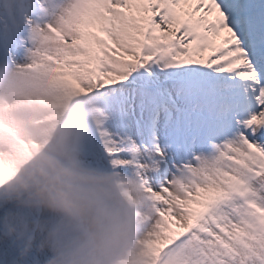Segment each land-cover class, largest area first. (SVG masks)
I'll return each mask as SVG.
<instances>
[{
    "label": "snow or ice",
    "instance_id": "6c2138e0",
    "mask_svg": "<svg viewBox=\"0 0 264 264\" xmlns=\"http://www.w3.org/2000/svg\"><path fill=\"white\" fill-rule=\"evenodd\" d=\"M50 4L51 70L90 97L87 152L144 186L148 264H264V0ZM15 38L0 28V52Z\"/></svg>",
    "mask_w": 264,
    "mask_h": 264
},
{
    "label": "rangeland",
    "instance_id": "374dc122",
    "mask_svg": "<svg viewBox=\"0 0 264 264\" xmlns=\"http://www.w3.org/2000/svg\"><path fill=\"white\" fill-rule=\"evenodd\" d=\"M8 2L0 0V28L5 31L6 27L14 28L11 24L17 21L12 18L14 13L17 17L21 15L19 7L12 8ZM51 8L47 0L39 12L30 11L19 18L31 28V33L17 34L18 45L11 42L0 52V206L22 196V185L29 174L35 176L49 166L56 167L70 176L73 190L89 197L97 193L113 213L133 209L139 228L129 236L126 233L121 236L125 245L109 264H148L143 241L152 225L144 186L132 172L117 171L116 164L100 162L87 152L85 145L91 124L89 96L83 90L66 86L51 70L47 58L53 47L48 25H56L63 11L53 12ZM30 14L32 21L28 18ZM81 101L83 106L79 104ZM90 163L93 166L89 169H96L92 173L79 174L75 169V165ZM74 200L80 201L81 197L74 193ZM48 212L44 209L40 226L43 230L47 229ZM68 216L72 218L71 214ZM19 217L20 222H16L6 212L0 218V247L19 251L30 241L27 234L31 226L22 215ZM72 233L77 231L66 235ZM37 246L36 242L33 252H37Z\"/></svg>",
    "mask_w": 264,
    "mask_h": 264
},
{
    "label": "clouds",
    "instance_id": "9594fccd",
    "mask_svg": "<svg viewBox=\"0 0 264 264\" xmlns=\"http://www.w3.org/2000/svg\"><path fill=\"white\" fill-rule=\"evenodd\" d=\"M20 195L23 197L19 201L21 204L54 212H67L74 203L70 176L52 166L35 176L29 174ZM11 235L12 233H6V236ZM29 247L31 241L25 244L24 251ZM39 247H48L53 251L47 264H109L108 249L94 224H89L88 232L63 237L43 235Z\"/></svg>",
    "mask_w": 264,
    "mask_h": 264
},
{
    "label": "trees",
    "instance_id": "16d2710c",
    "mask_svg": "<svg viewBox=\"0 0 264 264\" xmlns=\"http://www.w3.org/2000/svg\"><path fill=\"white\" fill-rule=\"evenodd\" d=\"M20 200H22L21 198L20 199H18V200H16L12 205H11V210L10 211H8V212H13V211H15V213L17 212V211H19V209L21 208V203L19 202Z\"/></svg>",
    "mask_w": 264,
    "mask_h": 264
}]
</instances>
